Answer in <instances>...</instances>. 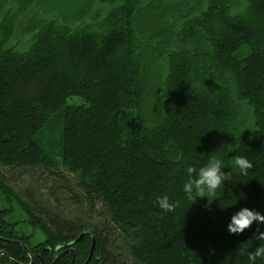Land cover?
<instances>
[{
	"label": "trees",
	"instance_id": "16d2710c",
	"mask_svg": "<svg viewBox=\"0 0 264 264\" xmlns=\"http://www.w3.org/2000/svg\"><path fill=\"white\" fill-rule=\"evenodd\" d=\"M43 1L0 3V264H86L93 241L88 264H249L264 225L227 226L243 207L264 214V0H98L107 12L91 23L90 7L77 24L32 17L16 51ZM57 120L60 160L41 141ZM211 154L231 176L208 201L183 185ZM26 180L35 193L16 187ZM14 205L33 234L10 221Z\"/></svg>",
	"mask_w": 264,
	"mask_h": 264
},
{
	"label": "rangeland",
	"instance_id": "374dc122",
	"mask_svg": "<svg viewBox=\"0 0 264 264\" xmlns=\"http://www.w3.org/2000/svg\"><path fill=\"white\" fill-rule=\"evenodd\" d=\"M1 2L5 3L3 13H6L9 9L16 8L13 0H0V3ZM87 7L91 8V13L84 18V22L86 23H91L93 20L103 17L107 12V7H102L98 0H94V2L93 0H44L41 5L37 4L27 15L20 19L17 33L11 41L10 46L15 48L18 52H26L29 50L34 35L25 34L24 31L27 23L32 17L39 16L40 19L58 21L61 24L69 20L77 24L78 21H75V17L79 15L81 10L84 11ZM47 10H53V12H47ZM240 121L243 131L250 134L254 132L255 123L252 112L246 105L240 107ZM54 122L55 123L50 124L44 130L41 135V141L45 144V148L50 156L53 159L60 160L62 142L59 134V127L56 125L60 123L58 120ZM16 187H19V189L30 187L35 193L37 185L31 180H26L24 183L22 181L18 182ZM43 189L41 190V194H43ZM4 206L6 207V205ZM10 221L20 223L19 227L24 233L28 235L34 233L31 228L24 224L25 215L18 206L14 205V215ZM36 236L35 243L44 240L41 234L36 233Z\"/></svg>",
	"mask_w": 264,
	"mask_h": 264
},
{
	"label": "clouds",
	"instance_id": "9594fccd",
	"mask_svg": "<svg viewBox=\"0 0 264 264\" xmlns=\"http://www.w3.org/2000/svg\"><path fill=\"white\" fill-rule=\"evenodd\" d=\"M213 154L207 156V161L198 168L192 164L187 165L185 172L188 178L183 185V190L185 192L195 193L198 195V198L207 199L208 201V197L215 196L218 190L223 189L225 182L228 181L231 176L230 171H225L224 160ZM231 159L233 161V167L238 169L241 175H247L248 171L253 168L251 161L243 154L237 155ZM244 199H246V197L243 195L239 198V200ZM239 200L236 198L234 206L221 207V209L227 210L234 208L238 205ZM156 203L159 208L166 213L173 212L176 207L175 202L171 201L167 195L158 197ZM254 224L264 225V214L248 207H243L231 216L227 230L230 234L239 235L251 229ZM253 240L258 243L247 253L249 264H256L258 259L264 258V230L257 227V231L253 234Z\"/></svg>",
	"mask_w": 264,
	"mask_h": 264
},
{
	"label": "water",
	"instance_id": "95a60500",
	"mask_svg": "<svg viewBox=\"0 0 264 264\" xmlns=\"http://www.w3.org/2000/svg\"><path fill=\"white\" fill-rule=\"evenodd\" d=\"M78 242H79V241H78ZM76 243H77V242H74V243H72L71 245H69L68 247H70V246H74ZM94 250H95V242L93 241V245H92V248H91L90 256H89V259L87 260L86 264H88V263L91 261V259H92V257H93V254H94ZM69 253L72 255V257H73V262H74L75 255H76L74 249H70V250H69Z\"/></svg>",
	"mask_w": 264,
	"mask_h": 264
}]
</instances>
